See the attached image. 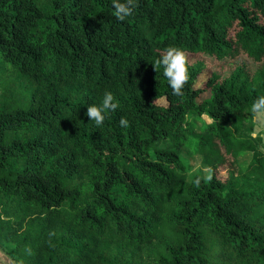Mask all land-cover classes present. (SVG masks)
<instances>
[{
    "label": "trees",
    "instance_id": "1",
    "mask_svg": "<svg viewBox=\"0 0 264 264\" xmlns=\"http://www.w3.org/2000/svg\"><path fill=\"white\" fill-rule=\"evenodd\" d=\"M137 5L119 21L112 0H0V251L264 264V143L243 128L264 96V0ZM169 46L187 57L182 96L153 69ZM105 91L119 106L97 127L85 113ZM190 115L211 120L198 137Z\"/></svg>",
    "mask_w": 264,
    "mask_h": 264
},
{
    "label": "clouds",
    "instance_id": "2",
    "mask_svg": "<svg viewBox=\"0 0 264 264\" xmlns=\"http://www.w3.org/2000/svg\"><path fill=\"white\" fill-rule=\"evenodd\" d=\"M114 8L113 15L119 21H124L127 17L131 16L133 10L138 6L137 0H112ZM162 67L163 76L166 78L169 87L172 90V94L176 96L183 95V88L188 82V66L187 57L185 52L174 46H169L163 50V53L159 59L155 61L153 69ZM118 102H114V96L111 92L105 91L102 103L100 106L91 105L87 107L85 115L89 120L94 121L97 127L104 123L106 111H115L118 108ZM251 112L257 121L264 118V96L258 97L251 105ZM121 126H127V120L123 117L119 121ZM209 173L211 169L207 170ZM207 179L210 181L212 176L209 174ZM197 185L199 181L197 180Z\"/></svg>",
    "mask_w": 264,
    "mask_h": 264
},
{
    "label": "rangeland",
    "instance_id": "3",
    "mask_svg": "<svg viewBox=\"0 0 264 264\" xmlns=\"http://www.w3.org/2000/svg\"><path fill=\"white\" fill-rule=\"evenodd\" d=\"M206 76L207 75L203 74L200 77L199 81L202 82L203 80H205ZM187 119L190 125H192L191 134L193 137H198V135L200 134L201 128L205 124L211 122V120L205 115L200 116V117L190 115L188 116ZM243 128H244V131L251 134L252 137H260L264 143V118H261L260 121H257L254 118L251 110L249 109L246 111V121H244ZM181 155L183 159L186 161V163L188 164V166L190 167L191 175L207 174L208 169L206 168V166L202 164L201 159L198 156L191 155L185 152H183ZM248 159H249V156H243L240 158V163L242 164V166H244L247 163ZM3 255L4 254L0 251V264H10L9 263L10 260L3 259Z\"/></svg>",
    "mask_w": 264,
    "mask_h": 264
},
{
    "label": "water",
    "instance_id": "4",
    "mask_svg": "<svg viewBox=\"0 0 264 264\" xmlns=\"http://www.w3.org/2000/svg\"><path fill=\"white\" fill-rule=\"evenodd\" d=\"M3 259L9 260L6 255H3ZM10 264H13L11 261H9Z\"/></svg>",
    "mask_w": 264,
    "mask_h": 264
}]
</instances>
